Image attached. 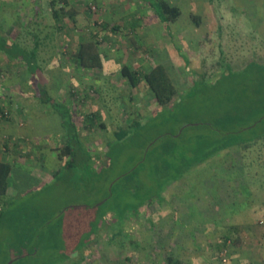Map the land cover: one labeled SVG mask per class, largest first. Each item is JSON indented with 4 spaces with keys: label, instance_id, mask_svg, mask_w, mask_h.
<instances>
[{
    "label": "rangeland",
    "instance_id": "1",
    "mask_svg": "<svg viewBox=\"0 0 264 264\" xmlns=\"http://www.w3.org/2000/svg\"><path fill=\"white\" fill-rule=\"evenodd\" d=\"M4 1L0 23L11 26L12 38H26L28 30H34L32 22L40 20L53 24L55 34L40 48L48 54L42 58L39 52L43 73H35L36 80L23 63L3 65L0 105L32 102L34 130L60 127L51 101L24 96L28 90L44 88L68 108L84 134L83 141L95 147L96 154L91 165L81 158L76 164H63L57 180L31 197L37 207L33 229L16 239L26 241L24 248L39 250L37 257L22 259L20 264H163L169 255L182 264H264L262 142L244 154L239 149L217 162L206 161L139 210L118 194L105 199L103 190L142 157L141 148L151 140L179 136L183 129L187 139L196 133L217 138L243 124V115L244 121L253 123L264 114V69L248 67L246 62L252 57L264 59V0H167L182 9L181 16L168 24L143 0H69L66 10L74 18L65 15L59 23L49 11L50 0H29L25 8H19L23 0ZM28 24L32 27L24 32ZM115 25L117 31L111 30ZM97 29L103 66L75 65L71 53L78 41ZM50 45L57 57L49 61ZM158 62L167 66L178 88L172 105L159 106L149 89L131 88L120 72L123 64L145 70ZM8 107L11 119L14 115ZM91 113L97 114L95 125L89 121ZM138 117L144 125L142 135L130 138L131 148L102 179L100 170L109 163L104 151L107 141H114L120 124L126 126ZM247 158L258 167L253 171V202L231 212L229 204L243 197L241 168ZM232 173L237 176L230 178ZM27 212L32 209L23 204L16 209L18 231ZM35 233L40 234L39 240ZM12 235L0 232L2 248L8 247Z\"/></svg>",
    "mask_w": 264,
    "mask_h": 264
},
{
    "label": "trees",
    "instance_id": "2",
    "mask_svg": "<svg viewBox=\"0 0 264 264\" xmlns=\"http://www.w3.org/2000/svg\"><path fill=\"white\" fill-rule=\"evenodd\" d=\"M143 1L151 5L155 10L156 16L162 22L167 24L171 21L177 20L182 14L180 6L170 4L167 0ZM214 1L215 0H210L211 3ZM48 4L49 11H51L54 21L58 23L61 22L65 15H69L71 18H74V13H69V10H66V6L69 5V0H50ZM52 26L54 27L53 24L44 23L42 20L34 21L33 32L29 30L34 40V46L33 49L28 52H26V49L18 42H0V48L12 59H23L22 61L24 63H27L32 67L34 66L33 69L29 67L31 73H33L31 79L36 80L33 76L35 74L34 72L40 68L42 58L48 54L46 52L43 53L40 48L46 43H50L49 39L54 37L53 34H55V30H53ZM106 26L108 25L105 24L104 26L102 24L103 28H106ZM112 28L113 29L111 30L117 31L119 26L115 25ZM56 29L59 31L62 30V27L58 26ZM51 33L53 34L51 35ZM101 43L98 29L90 32L87 37L78 41L76 48L71 53L74 63H77L79 67H102L104 64V52L101 48ZM262 43H264L263 40ZM40 51L41 55L43 53L42 58L39 54ZM48 52L49 57L46 60L50 61L52 56H54V58L57 57V54H54V47L52 45H50ZM178 56L180 55L178 54ZM246 62L248 67L252 66L256 69H264L263 58L252 57ZM120 72L131 88L134 89L140 87L141 85L144 86L142 88L149 89L159 106H167L174 103L172 101L178 94V88L170 74L169 69L164 63H155L145 70L134 69L129 64H123ZM24 96L27 98L31 96L46 97L45 99L47 101H51L49 103H51L61 115L62 126L68 134V141L61 146L60 157L63 158L67 155L70 156L71 159L68 160L67 164H72L74 162L76 164L80 158L83 159L84 162L89 160L90 155L85 149L86 143L81 138L78 127L73 121L72 115L68 113V108L66 106H62L61 103H58L61 100L57 101L53 99L50 95H48V92L44 88H40L38 92H35L34 90L30 92L28 90L27 94ZM58 106L62 107V109H58ZM258 107L259 105H256L254 108ZM0 108V116L2 120L10 119L8 115V105H2ZM245 117L246 115H243V124L240 122V126H233L236 123L234 122L231 125L233 128L230 131L219 133L217 138L212 137L209 139L207 138V135L196 133L195 137L187 139V136H185L186 130L183 129L179 136L171 135L168 138H164L162 140L159 139L160 141L151 140L144 145L143 148H141L143 150L142 157L137 159L130 168L118 175L112 187L111 183H109L107 187L104 186L103 190L106 192L105 199H111L112 196L118 194L123 199L132 200V203L134 204L133 207H136L139 210L144 203H148L150 200L162 197V193L167 187L180 180L186 174L192 172L195 168L206 161L210 163L211 161L217 162L222 155L226 158V156L239 149L240 152L244 154L247 149L254 144H258L259 142L264 143V114L260 116L258 115V118L254 120L253 123L244 121L246 120ZM96 118L97 114H92L91 119L89 120L90 123L95 125ZM101 126L105 127L104 122H102ZM143 127L144 125L142 124L140 117L134 119L133 122L126 126H124V124H120L118 126L114 132V141L111 142L109 140L107 142L106 157L109 158V164L100 170L103 173L102 179L106 178L109 167H115L116 163L120 161L122 153L131 148L133 144L129 141L130 138L140 137L142 135ZM82 149V153L79 154ZM222 150H225L226 152H220ZM245 157L246 156L244 155L243 159ZM255 162L256 161H254V159L247 158L245 163L242 165L241 171L246 179L242 178V182L240 183L243 197L240 200L229 204L231 212L235 211L238 206L242 207L240 209L248 208L253 202L251 195L254 191L251 188L254 185L253 183H255L254 178L256 176V173L253 171H258V167L255 166ZM11 170V163L0 160V228L5 214L2 205V197L7 192ZM160 173H165L166 177H162ZM236 174L237 173H232L233 176L230 178H233ZM147 179H150L149 183L146 182ZM262 181L263 182H260L259 185L260 188H264L263 178ZM259 187L258 189H260ZM234 206L236 207L231 210ZM132 210H134V208L130 209L131 212ZM37 236L38 234H35V239ZM26 249L28 248H24L21 251L17 250V253L15 252L14 255L19 257L21 261L22 259L34 254L36 251V249H28L30 251H26ZM8 253L9 250L0 246L1 264H7L9 262L10 258L6 257ZM163 264H182V261L172 255H169Z\"/></svg>",
    "mask_w": 264,
    "mask_h": 264
},
{
    "label": "crops",
    "instance_id": "3",
    "mask_svg": "<svg viewBox=\"0 0 264 264\" xmlns=\"http://www.w3.org/2000/svg\"><path fill=\"white\" fill-rule=\"evenodd\" d=\"M28 1L29 0H23L21 2V5H19V8H25L24 5L27 7L26 3ZM4 3H6L4 0H0V7ZM10 27L11 26L9 25H5L4 22L0 23V42H18L26 49V52L33 49L34 40L29 30L26 33V38H24L22 35L18 36L17 38H12V36L15 35H10L8 33ZM31 27L32 25L29 26L28 24V26H24L23 31L25 32L28 28L31 29ZM29 36L32 39H29ZM29 43H31V45ZM71 59L72 62H74L73 56ZM22 60L23 59H12L0 48L1 72H3V65L5 63L19 62L23 63L24 70H26L28 74L32 75L33 73H31L29 67L33 69L34 66H29ZM41 69L42 67L40 66V68H38L34 73L42 72ZM31 103L32 102L1 103L2 105H9L11 107V114L14 115V117H12L11 119L0 120V160L7 161L12 165L11 174L9 176L8 189L6 194L2 197V205L5 214L2 219L0 232H13L12 239L14 240L12 241V239H8V242L6 243L8 247H4L6 250H9V253L6 255V257L10 258V260H13L12 264L21 263L22 260L20 261L19 257H16L14 254L15 251H21L22 249H24L26 245V241H18L16 238L20 236V234H28L30 231H32L33 220L36 219V201H33L31 197L37 195L38 193H41V189L45 187L46 184L54 183L57 180V178L61 174V166H63V164L66 165L70 157L68 155V157H60L61 146L66 143L65 139H68V134L65 132L62 125H60V127L54 126V128H51L50 130L46 129L47 126L37 129V131L34 130L35 128H33L32 126L34 125L32 121L33 117L30 113ZM68 103L69 102H65L64 104ZM13 108L16 111H13ZM57 115L58 117L56 119L62 124L61 115L58 112ZM73 121L76 123L74 118ZM76 125L78 127L79 134L83 139L84 134H82V132L80 131L77 123ZM85 147L87 153L90 155L88 161L91 165L95 162V147H89L88 145H85ZM106 148L107 146L104 149L105 154L107 152ZM82 151L83 149L79 152V154L82 153ZM81 161H83V159H81ZM108 164H106L105 166H107ZM22 204L26 209L31 208L32 212L28 213V210V212L25 213V216L23 218L25 220V224L22 228L25 231L21 229V232L17 230L18 225L15 213L19 205ZM28 204H31V207H28ZM39 238L40 234L38 233L37 239L39 240ZM36 244L37 243H35V245ZM35 249L36 251L34 252V254L28 256L27 258L37 257L36 255L39 248L35 246Z\"/></svg>",
    "mask_w": 264,
    "mask_h": 264
},
{
    "label": "water",
    "instance_id": "4",
    "mask_svg": "<svg viewBox=\"0 0 264 264\" xmlns=\"http://www.w3.org/2000/svg\"><path fill=\"white\" fill-rule=\"evenodd\" d=\"M13 263V260H9V262L7 264H12Z\"/></svg>",
    "mask_w": 264,
    "mask_h": 264
}]
</instances>
